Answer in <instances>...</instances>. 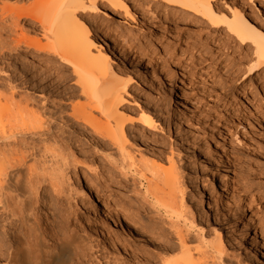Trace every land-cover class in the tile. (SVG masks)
Returning <instances> with one entry per match:
<instances>
[{
	"label": "bare ground",
	"instance_id": "1",
	"mask_svg": "<svg viewBox=\"0 0 264 264\" xmlns=\"http://www.w3.org/2000/svg\"><path fill=\"white\" fill-rule=\"evenodd\" d=\"M11 1L12 4L9 3ZM140 4L149 7L148 10H141ZM98 6H102L108 18L94 21L93 11ZM243 6L244 3H239L229 8L220 7L213 0H0V30L6 24L11 29L10 36L3 37L0 32V58L4 56L5 50L13 51L23 45L26 50L32 48L35 52L51 55L61 64L69 66L87 100L84 104L72 105L71 115L96 134V145L101 143L99 138H102L108 141L110 148L114 147L119 152L120 158L117 157L120 161L110 162L122 178L116 180V176H111L112 173H106L109 175L106 177L95 168L91 170L94 178L81 172L79 190H71L69 186H65V190L69 187V191L66 190L68 196H72V191L80 195L83 205L80 208L67 205L66 210L64 208L58 212L59 208L56 210L58 213H55L59 203H55L56 206L49 203L47 199L52 197L50 192V196L45 198L48 202L44 201L47 211L44 214L40 210L44 217L37 216V190L42 183L50 185L49 191L55 197L61 198L67 193L62 192V185L66 184L64 182L69 177L67 181L62 177L68 174L64 171L72 164L69 158L73 155L71 152L63 154L65 152L59 138L51 133L49 121L45 120L48 118L44 119L46 115L43 107L37 112L26 100L23 103L20 99L14 100L12 92L6 97L9 91L5 93L6 90L3 91L0 86V264H222L224 237L219 227L215 226L209 233H212V238L206 237L208 235L202 226L204 218L200 209L206 208V213L214 223L220 222L222 218L213 214V209L219 206V200L226 207L234 203L238 213L246 211L238 200L232 203L230 176L222 175V169L211 172L214 166L209 148L203 147L200 142L190 145L192 155L187 158L186 167L191 169L201 165L208 175L207 182L198 189L196 198L198 207H201L191 212L183 202L182 176L177 172L173 156L162 159L156 155L158 148L155 141L147 144L153 151L148 161L139 162L137 157L134 158L135 155H130L131 152L127 151L130 146L126 148L127 134L142 136L145 131L155 129V119L153 109L125 98L134 79L128 75L126 79L116 78L120 77L116 73L123 71L119 67L114 73L116 77L112 74L114 69L110 55L114 54L119 63L124 64L126 61L144 73L140 59L129 55V43L125 41L127 36L123 34V29L124 25L137 28L136 24L129 22L136 13L142 15L156 9L160 18L175 26L182 23L185 26L193 18L198 32L215 29L222 32L227 41L236 43L241 51L251 53L243 76V83L250 87L258 77V83L264 78V23L257 17L249 16ZM22 22L29 29L38 26L39 35L44 41L26 39ZM124 31L129 33L130 30ZM129 34L132 40L137 38L135 33ZM178 97L184 99L176 92ZM154 108V113H162L161 107ZM92 111H96L99 117H95ZM136 125L139 128L133 131ZM211 142L213 139L206 146ZM230 156L231 148L222 147L218 154L219 163L229 165L227 161ZM106 157L109 159L110 156ZM124 157L134 158L138 166L144 163L140 166L145 170V174H141L144 182L146 171L151 176L144 191L139 193L138 190L136 193L137 205L124 193L129 181L127 179L132 176L127 170L129 167L124 166V163L129 165ZM165 162L168 168L163 165ZM255 179L254 188L264 192V173ZM135 183L131 181L133 190H136ZM216 193L218 197L215 196L211 206L210 197L213 198ZM100 200L104 218L98 215ZM143 205L151 211L148 219L153 222L143 223L144 218L141 216L147 213L141 209ZM80 210L86 219L84 223L95 227L93 232L86 230L92 227L79 229ZM71 216L75 222H72ZM249 219L243 221L239 235L246 236V230L251 226L248 225ZM157 221L165 225L167 230L159 227L155 223ZM252 239H246L252 246L250 258L255 264H264V257L253 245ZM142 249L147 250L148 254L140 253Z\"/></svg>",
	"mask_w": 264,
	"mask_h": 264
},
{
	"label": "rangeland",
	"instance_id": "2",
	"mask_svg": "<svg viewBox=\"0 0 264 264\" xmlns=\"http://www.w3.org/2000/svg\"><path fill=\"white\" fill-rule=\"evenodd\" d=\"M213 2L220 7L228 8L244 3V11L249 16L257 17L264 23V2L261 0H213ZM9 3L12 4L13 1ZM138 6L143 11L149 8L144 4ZM101 7L98 6L93 11L94 21L108 18L107 12ZM150 12L153 14H149ZM150 12L142 15L136 13L132 16L133 18L129 22L136 24L137 28L124 25L125 29H123V34L127 36L125 41L129 43V55L140 59L145 74L130 66V63L128 64L126 61L123 62L124 64L119 63L114 54L110 55L114 69L112 74L115 76L114 73L120 67L123 73H116V76H120H115L116 78L126 79L128 75L134 79L128 88L129 94L125 98L153 109V119H155V129L145 131L142 136H134V133L129 134V136L127 134L128 144H126V148L130 146L131 150L128 148L127 151L131 152L132 157L135 155L134 158L137 157L138 161H148L151 157L150 153L153 156V151L147 144H152V141H155L158 148L156 155L162 159L173 156L177 172L182 176V183L180 184L184 186H182L183 202L185 201L184 204L190 208L191 212H195L201 207H198L199 204L196 200L198 189L207 182L208 175H206L207 172L203 171L201 165H199L200 168L196 167L198 165L195 168H187L186 160L192 155L190 145L200 142L203 147L209 148L208 152L214 166L211 172L215 173L217 169H222L224 170L222 175L230 176L232 203L238 200L246 211L242 214L238 213L234 203L226 207L224 202L219 200V206L213 209V214L219 219L222 218L220 222L214 223L206 213L208 212L207 209H200L204 218H202L204 232L208 235L206 237L210 239L212 233H209L212 232L213 226L219 227L225 245H223L225 252L221 259L222 264H255L250 258L252 246L246 239L254 238L252 239L253 245L257 246V250H260L259 252L264 257V192L261 193L259 188H254L255 178L264 173V78L262 82L258 83V77L250 87L243 83V76L251 53H245L237 48L236 43L227 41L222 32L212 28L209 31L198 32L193 18L185 26L183 23L175 26L170 21L160 18L158 10L151 9ZM26 25V23L22 25L26 39L29 38L31 41V38H36L41 42L44 41L43 37H40L38 26L37 29H29ZM8 26L9 24H6L5 28L0 30L3 37L11 34V29ZM124 30L135 33L137 38L132 40V35ZM4 53V56L0 58V86L3 91L6 90L5 93L9 91L6 97L12 92L14 100L20 99L21 103L26 100L30 106L32 105L37 109V112L43 107L44 111H42L46 115L43 117L44 119L48 118L45 120L49 121L51 133L59 138L60 145L65 152L62 153L66 155L68 154L66 152H71L73 155V158H69L72 164L67 165L68 171H64L65 174H68H64L65 177H62L65 180L69 177L68 181L64 182L67 185L60 183L64 186L62 192H67L69 187L71 190L75 188L78 191L82 179L81 172L94 178L93 172H91L94 168L98 173H103L104 176L106 173L109 175L112 173L111 176H116L117 178L114 177L116 180H122L118 176V169L111 164L112 161H120L119 152L115 151L114 147L110 148L108 141L102 138H99L101 143L96 145L94 141V138H98L96 134H93V131L81 120L71 115L72 105H81L87 101L71 68L61 64L51 55L35 52L32 48L26 50L23 45L13 51L5 50ZM176 92L184 99H180V97L177 99ZM154 106L161 107L162 113L156 114L157 111L154 113ZM92 114L99 117L96 111H92ZM131 116L134 117V115ZM138 128L139 126L136 125L133 131ZM137 136L138 138H136ZM210 139H213V142L207 147ZM222 147L231 148L232 156L227 161L229 165L219 163L218 154ZM109 149L113 150L110 151ZM107 155L110 156L109 159L111 160L106 157ZM125 158H127L129 165L124 163V166L129 167L127 170L132 176L127 179L129 181L124 193L135 202L134 205H137L136 193L138 190L139 193L144 191L150 175L146 171L145 176L147 178L144 182L141 174L145 170L140 167L144 163H139L138 166V162L135 164L134 158L124 157V160ZM163 165L168 168L166 162ZM187 172L189 174L190 172L194 173L189 175ZM109 175L107 174L106 177ZM130 179L136 182V190L132 189ZM45 183H42L43 185L41 184L37 190L38 200L36 203L38 205H35L37 216L44 217L43 215L47 211L46 202L48 201L51 205L59 203L58 206L55 205V211L60 208L57 210L58 212L63 211L61 209L64 208L66 210V207L71 204L77 205L74 207L79 208L83 205L80 195H75L72 191L70 193L72 196H68L69 193L67 192L63 196L61 194V198L60 196L55 197V194L49 191L51 190L50 185ZM65 186L69 187H66L65 190ZM46 191L48 192L45 193ZM116 193L119 194V191L116 190ZM216 195L218 193L213 194V198L210 197L211 206H213L211 202L215 200ZM48 196L50 197L48 198ZM43 198H48V201ZM98 206V215L100 214L104 218L101 200ZM142 207L141 209L145 213L147 212V215L141 216L145 219H143V223L153 222V220L148 219L151 211L146 209V205ZM117 209L111 208V210ZM40 210L45 211L44 214ZM57 211L55 213H58ZM78 212L80 219L79 224L76 223L80 226L79 229L85 226L86 228L92 227L86 230L93 232V228L95 229L93 224L84 223L86 219L82 210ZM247 218L249 219L248 225L251 226L247 228L246 236L240 233L242 237L238 232L244 223L243 221ZM72 220L75 222L74 219ZM155 223L167 230V227L161 222ZM236 236L240 237L237 238ZM139 252L144 255L148 254V251L143 249Z\"/></svg>",
	"mask_w": 264,
	"mask_h": 264
}]
</instances>
